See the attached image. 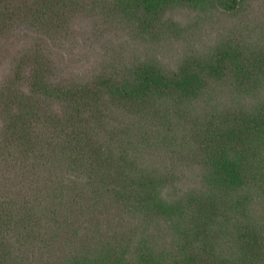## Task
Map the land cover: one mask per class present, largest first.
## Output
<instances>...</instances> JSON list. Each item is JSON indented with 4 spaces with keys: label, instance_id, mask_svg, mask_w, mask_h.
<instances>
[{
    "label": "trees",
    "instance_id": "trees-1",
    "mask_svg": "<svg viewBox=\"0 0 264 264\" xmlns=\"http://www.w3.org/2000/svg\"><path fill=\"white\" fill-rule=\"evenodd\" d=\"M0 264H264V0H0Z\"/></svg>",
    "mask_w": 264,
    "mask_h": 264
}]
</instances>
